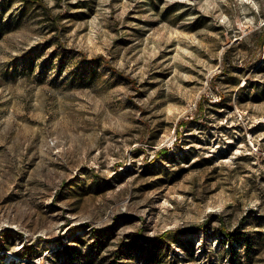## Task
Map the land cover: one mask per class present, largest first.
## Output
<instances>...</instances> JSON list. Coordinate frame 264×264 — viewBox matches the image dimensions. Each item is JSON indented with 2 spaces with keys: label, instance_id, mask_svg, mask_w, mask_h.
Listing matches in <instances>:
<instances>
[{
  "label": "rangeland",
  "instance_id": "rangeland-1",
  "mask_svg": "<svg viewBox=\"0 0 264 264\" xmlns=\"http://www.w3.org/2000/svg\"><path fill=\"white\" fill-rule=\"evenodd\" d=\"M38 1L0 0V264H264V0Z\"/></svg>",
  "mask_w": 264,
  "mask_h": 264
},
{
  "label": "trees",
  "instance_id": "trees-1",
  "mask_svg": "<svg viewBox=\"0 0 264 264\" xmlns=\"http://www.w3.org/2000/svg\"><path fill=\"white\" fill-rule=\"evenodd\" d=\"M23 1H27V2H36L38 3L39 1L38 0H23ZM164 153H167V151H164V152H161L160 155L164 154ZM198 230L197 228H190L188 230H185V229H180V230H177V231H174V232H170V231H166L164 233H162L160 236H158L156 239L162 244V245H165V244H168V243H171L173 241H175V239L178 237V236H181V235H184L186 232H194ZM222 233H223V236L224 235H228V236H231L226 229H223L221 230ZM101 231H97V233H100ZM76 239L79 240L80 242H83V237L82 236H76ZM156 239H153L151 240L152 243L157 241ZM62 248L65 252L69 253V256H73V252L72 249L70 248V245L69 244H66L64 243L62 245ZM120 255H116L117 257V260L120 259V258H123V257H119ZM155 259V258H154ZM118 262V261H116ZM161 262H163L159 256L157 257L156 260H153V258L149 259L148 261V264H161ZM118 264H120V262H118Z\"/></svg>",
  "mask_w": 264,
  "mask_h": 264
}]
</instances>
